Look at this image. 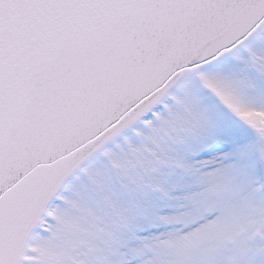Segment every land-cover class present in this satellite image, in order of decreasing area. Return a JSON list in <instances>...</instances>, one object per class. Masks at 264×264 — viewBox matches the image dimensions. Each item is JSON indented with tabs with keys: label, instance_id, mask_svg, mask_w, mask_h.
Here are the masks:
<instances>
[{
	"label": "water",
	"instance_id": "1",
	"mask_svg": "<svg viewBox=\"0 0 264 264\" xmlns=\"http://www.w3.org/2000/svg\"><path fill=\"white\" fill-rule=\"evenodd\" d=\"M263 30L264 0H0V264L85 164Z\"/></svg>",
	"mask_w": 264,
	"mask_h": 264
},
{
	"label": "rangeland",
	"instance_id": "2",
	"mask_svg": "<svg viewBox=\"0 0 264 264\" xmlns=\"http://www.w3.org/2000/svg\"><path fill=\"white\" fill-rule=\"evenodd\" d=\"M22 264H264V30L78 171Z\"/></svg>",
	"mask_w": 264,
	"mask_h": 264
}]
</instances>
